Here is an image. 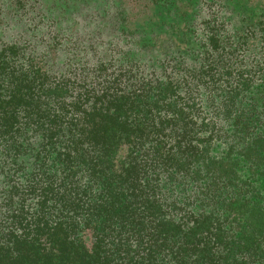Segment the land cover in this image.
<instances>
[{
  "label": "trees",
  "instance_id": "obj_1",
  "mask_svg": "<svg viewBox=\"0 0 264 264\" xmlns=\"http://www.w3.org/2000/svg\"><path fill=\"white\" fill-rule=\"evenodd\" d=\"M260 4L0 0V264H264Z\"/></svg>",
  "mask_w": 264,
  "mask_h": 264
},
{
  "label": "rangeland",
  "instance_id": "obj_2",
  "mask_svg": "<svg viewBox=\"0 0 264 264\" xmlns=\"http://www.w3.org/2000/svg\"><path fill=\"white\" fill-rule=\"evenodd\" d=\"M253 7H255V6H253ZM262 7H264V5L260 4V6L257 5L256 8L259 9V8H262Z\"/></svg>",
  "mask_w": 264,
  "mask_h": 264
}]
</instances>
